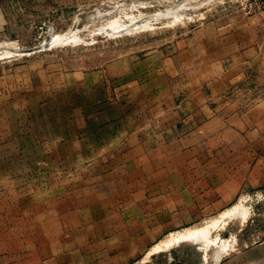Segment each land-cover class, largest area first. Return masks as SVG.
I'll return each mask as SVG.
<instances>
[{
	"label": "rangeland",
	"instance_id": "rangeland-1",
	"mask_svg": "<svg viewBox=\"0 0 264 264\" xmlns=\"http://www.w3.org/2000/svg\"><path fill=\"white\" fill-rule=\"evenodd\" d=\"M76 83L82 106L95 91L98 107L124 106L134 137L179 149L187 106L230 121L264 99V0H0V147L37 153L40 140L24 135L55 125L48 111L63 101L72 107ZM11 151L1 147L0 155ZM39 167L0 162L2 222L20 206L1 190L41 181L2 176ZM237 204V215L227 212L208 240L176 243L172 259L165 251L146 264H199L208 255L213 264L224 238L226 249L236 235L262 239L264 190ZM9 230L2 225V237Z\"/></svg>",
	"mask_w": 264,
	"mask_h": 264
},
{
	"label": "crops",
	"instance_id": "crops-1",
	"mask_svg": "<svg viewBox=\"0 0 264 264\" xmlns=\"http://www.w3.org/2000/svg\"><path fill=\"white\" fill-rule=\"evenodd\" d=\"M77 87L72 107L63 101L56 113L48 111L55 125L24 135L40 140L37 153L1 146L15 151L0 162L40 164L2 177L41 181L1 190L20 207L0 218V264H146L165 251L172 259L176 243L208 240L227 212L237 215L240 196L264 190V99L230 121L214 109L187 106L180 148L171 151L170 142L134 137L121 103L98 107L93 91L82 106ZM202 222L209 223L194 227ZM2 225L10 228L5 237ZM227 240L213 264H264V237L236 235L226 249Z\"/></svg>",
	"mask_w": 264,
	"mask_h": 264
},
{
	"label": "bare ground",
	"instance_id": "bare-ground-1",
	"mask_svg": "<svg viewBox=\"0 0 264 264\" xmlns=\"http://www.w3.org/2000/svg\"><path fill=\"white\" fill-rule=\"evenodd\" d=\"M196 232H198L199 233V230H197ZM190 233V235L192 234L191 232H189ZM193 233H194V231H193ZM187 235H188V233H187Z\"/></svg>",
	"mask_w": 264,
	"mask_h": 264
}]
</instances>
